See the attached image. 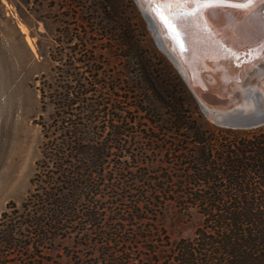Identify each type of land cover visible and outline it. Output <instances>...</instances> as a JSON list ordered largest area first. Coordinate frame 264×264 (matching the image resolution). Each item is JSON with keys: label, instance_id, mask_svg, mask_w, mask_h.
<instances>
[{"label": "rangeland", "instance_id": "rangeland-1", "mask_svg": "<svg viewBox=\"0 0 264 264\" xmlns=\"http://www.w3.org/2000/svg\"><path fill=\"white\" fill-rule=\"evenodd\" d=\"M257 83L237 94L253 116L212 120L137 0H0V222L31 192L44 136L75 131L108 158L101 201L125 232L109 245L0 241V264H264Z\"/></svg>", "mask_w": 264, "mask_h": 264}, {"label": "bare ground", "instance_id": "bare-ground-1", "mask_svg": "<svg viewBox=\"0 0 264 264\" xmlns=\"http://www.w3.org/2000/svg\"><path fill=\"white\" fill-rule=\"evenodd\" d=\"M137 4L161 50L212 120L229 107L240 106L238 90L249 79L264 87V3L260 0L251 4L246 0H137Z\"/></svg>", "mask_w": 264, "mask_h": 264}, {"label": "trees", "instance_id": "trees-1", "mask_svg": "<svg viewBox=\"0 0 264 264\" xmlns=\"http://www.w3.org/2000/svg\"><path fill=\"white\" fill-rule=\"evenodd\" d=\"M44 138L32 190L20 208L14 207L15 217L3 213L0 241L7 248L20 244L43 247L75 234L80 242L119 243L125 238V232L116 228L122 219H114L115 228H109L108 207L101 201L112 181L104 151L75 131ZM15 232H20L22 241L14 239Z\"/></svg>", "mask_w": 264, "mask_h": 264}, {"label": "water", "instance_id": "water-1", "mask_svg": "<svg viewBox=\"0 0 264 264\" xmlns=\"http://www.w3.org/2000/svg\"><path fill=\"white\" fill-rule=\"evenodd\" d=\"M232 112V111H231ZM255 112L256 111H254V112H251V113H244L243 111H234V112H232V115H236V116H243L244 114H246L247 116L249 115V116H253L254 114H255ZM251 114V115H250ZM247 125H252V124H247Z\"/></svg>", "mask_w": 264, "mask_h": 264}, {"label": "snow or ice", "instance_id": "snow-or-ice-1", "mask_svg": "<svg viewBox=\"0 0 264 264\" xmlns=\"http://www.w3.org/2000/svg\"><path fill=\"white\" fill-rule=\"evenodd\" d=\"M213 2H216V0H213ZM248 4H251L254 2V0H246ZM261 3H264V0H260Z\"/></svg>", "mask_w": 264, "mask_h": 264}]
</instances>
